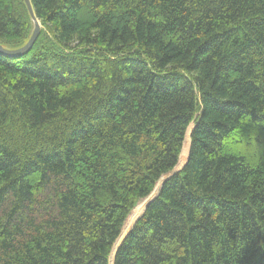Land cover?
<instances>
[{
    "label": "trees",
    "instance_id": "1",
    "mask_svg": "<svg viewBox=\"0 0 264 264\" xmlns=\"http://www.w3.org/2000/svg\"><path fill=\"white\" fill-rule=\"evenodd\" d=\"M31 2L0 54V264H264V0ZM32 29L0 0L3 47Z\"/></svg>",
    "mask_w": 264,
    "mask_h": 264
},
{
    "label": "water",
    "instance_id": "2",
    "mask_svg": "<svg viewBox=\"0 0 264 264\" xmlns=\"http://www.w3.org/2000/svg\"><path fill=\"white\" fill-rule=\"evenodd\" d=\"M24 3L26 5V8L28 10V13H29L30 18H31L32 23H33L32 33H31L29 39L27 40V42L19 48L9 49V48L3 47L0 44V54H2V55L19 57V56L27 53L30 50V48L32 47L33 43L35 42V40H36V38L40 32L41 24H40L38 17L35 14L31 0H24Z\"/></svg>",
    "mask_w": 264,
    "mask_h": 264
},
{
    "label": "rangeland",
    "instance_id": "3",
    "mask_svg": "<svg viewBox=\"0 0 264 264\" xmlns=\"http://www.w3.org/2000/svg\"><path fill=\"white\" fill-rule=\"evenodd\" d=\"M148 198H144L141 201H139L137 203V205L135 206V208L132 210L131 214L128 216L122 233L125 234L134 224L136 218L139 216L140 212L142 211V208L144 207V205L146 204Z\"/></svg>",
    "mask_w": 264,
    "mask_h": 264
},
{
    "label": "bare ground",
    "instance_id": "4",
    "mask_svg": "<svg viewBox=\"0 0 264 264\" xmlns=\"http://www.w3.org/2000/svg\"><path fill=\"white\" fill-rule=\"evenodd\" d=\"M40 21V20H39ZM41 29V28H40ZM37 39V38H36ZM36 41V40H35ZM33 46V45H32Z\"/></svg>",
    "mask_w": 264,
    "mask_h": 264
}]
</instances>
